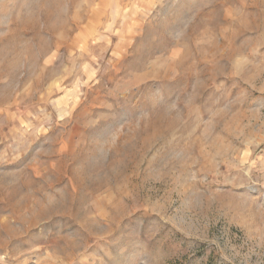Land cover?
Instances as JSON below:
<instances>
[{"label": "rangeland", "instance_id": "374dc122", "mask_svg": "<svg viewBox=\"0 0 264 264\" xmlns=\"http://www.w3.org/2000/svg\"><path fill=\"white\" fill-rule=\"evenodd\" d=\"M0 264H264V0H0Z\"/></svg>", "mask_w": 264, "mask_h": 264}]
</instances>
